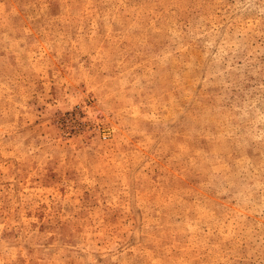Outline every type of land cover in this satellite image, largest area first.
Returning <instances> with one entry per match:
<instances>
[{
    "label": "rangeland",
    "instance_id": "obj_1",
    "mask_svg": "<svg viewBox=\"0 0 264 264\" xmlns=\"http://www.w3.org/2000/svg\"><path fill=\"white\" fill-rule=\"evenodd\" d=\"M0 264H264V0H0Z\"/></svg>",
    "mask_w": 264,
    "mask_h": 264
}]
</instances>
